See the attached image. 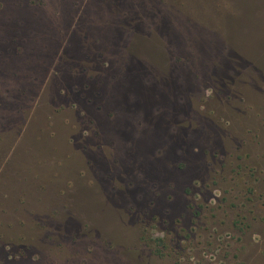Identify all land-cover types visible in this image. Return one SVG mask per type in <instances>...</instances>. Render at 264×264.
<instances>
[{
	"label": "rangeland",
	"instance_id": "rangeland-1",
	"mask_svg": "<svg viewBox=\"0 0 264 264\" xmlns=\"http://www.w3.org/2000/svg\"><path fill=\"white\" fill-rule=\"evenodd\" d=\"M0 264H264V0H0Z\"/></svg>",
	"mask_w": 264,
	"mask_h": 264
}]
</instances>
